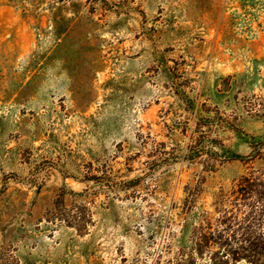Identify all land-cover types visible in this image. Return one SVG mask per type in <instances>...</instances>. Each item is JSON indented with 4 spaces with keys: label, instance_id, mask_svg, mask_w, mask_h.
Wrapping results in <instances>:
<instances>
[{
    "label": "rangeland",
    "instance_id": "rangeland-1",
    "mask_svg": "<svg viewBox=\"0 0 264 264\" xmlns=\"http://www.w3.org/2000/svg\"><path fill=\"white\" fill-rule=\"evenodd\" d=\"M0 264H264V0H0Z\"/></svg>",
    "mask_w": 264,
    "mask_h": 264
},
{
    "label": "trees",
    "instance_id": "trees-1",
    "mask_svg": "<svg viewBox=\"0 0 264 264\" xmlns=\"http://www.w3.org/2000/svg\"><path fill=\"white\" fill-rule=\"evenodd\" d=\"M225 159H232V158H237L240 155L236 154V153H232L231 151H229V149H225Z\"/></svg>",
    "mask_w": 264,
    "mask_h": 264
}]
</instances>
